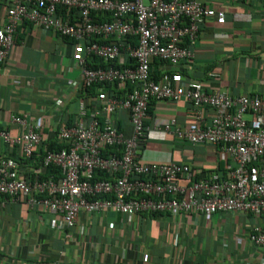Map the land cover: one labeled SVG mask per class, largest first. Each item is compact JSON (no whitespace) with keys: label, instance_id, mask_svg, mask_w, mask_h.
<instances>
[{"label":"built area","instance_id":"2783aa9c","mask_svg":"<svg viewBox=\"0 0 264 264\" xmlns=\"http://www.w3.org/2000/svg\"><path fill=\"white\" fill-rule=\"evenodd\" d=\"M8 1L0 27V63L24 22L55 31L74 42L82 98L70 122L57 129L64 146L46 150L43 158L44 167H59L62 175L40 179L43 166L29 168L28 175L17 158L1 157L0 208L25 201L39 213L59 215L64 229L75 228L82 211L173 218L198 213L208 222L227 212L264 215V95L211 91L181 71L195 57L192 46L203 25L208 19L224 24L225 10L200 0ZM93 13L111 19L96 20ZM95 37L111 42L93 41ZM95 58L109 66L90 67ZM155 59L164 65L157 77ZM94 84H101L97 92L87 93ZM161 100L190 103L191 124L180 126L172 118L164 122L165 129L193 146H214L224 171L218 167L199 173L189 162L143 160L151 131L146 125L149 108ZM121 111L129 114L130 136L117 124ZM10 123L22 131L12 135L0 128V141L31 158L43 142L41 122L26 113L12 115ZM107 146H116L119 153L104 156ZM99 172L111 177L95 179ZM248 241L264 251V222L251 225Z\"/></svg>","mask_w":264,"mask_h":264},{"label":"crops","instance_id":"0c3cea01","mask_svg":"<svg viewBox=\"0 0 264 264\" xmlns=\"http://www.w3.org/2000/svg\"><path fill=\"white\" fill-rule=\"evenodd\" d=\"M226 11V22L208 19L192 50L195 57L181 68L184 76L231 95H264V0H200ZM8 0H0V27ZM74 42L29 22L16 32L15 45L0 63V128L12 135L22 129L12 115L30 114L41 122L43 142L57 139L82 98L80 69L72 58ZM190 103L161 100L149 113L150 132L142 158L147 162H189L199 173L224 165L212 145H191L165 129V121L191 124ZM117 124L132 133L129 114ZM12 156L25 173L19 148L0 141V158ZM29 208L25 201L0 208V264H264V251L248 241L263 216L227 212L206 221L198 213H141L133 216L104 210L82 211L75 228L64 229L59 215Z\"/></svg>","mask_w":264,"mask_h":264},{"label":"trees","instance_id":"16d2710c","mask_svg":"<svg viewBox=\"0 0 264 264\" xmlns=\"http://www.w3.org/2000/svg\"><path fill=\"white\" fill-rule=\"evenodd\" d=\"M93 17L96 20H100V21L110 20L111 19L110 15H108V14L103 16L102 14L93 13ZM93 41H98V42H101V43H109V42H111V40H103L101 38H96V37L93 39ZM162 65H163L162 62L160 60H157V59H155L152 62V68H154L153 76L157 77V76L160 75L161 72H160L159 68ZM89 66L93 67V68H96V67H99V66H101L103 68H106V67L109 66V63L104 62L102 59L95 58V60L93 62H89ZM166 71H169V70L166 69ZM170 71H171V69H170ZM100 85L101 84H94L91 87L87 88V93H90V94L96 93L97 92V88ZM107 86H108V88H111L112 84L111 85H107ZM151 109H152V106L149 108V113L151 112ZM146 125H149L148 120L146 121ZM63 146H64V144L61 143L58 139H50V140H48L45 143L42 142V144L39 146L38 150H36L34 152L33 156L31 158H24V161L28 162L30 164L32 163L31 168L32 167H36V168L42 167L43 166V158H44V155L46 153V150H53V149L57 150V149H61ZM114 153H119L117 151V147L116 146H107L103 150V155L104 156H109V155H112ZM219 169L224 171L225 164L223 166L219 167ZM28 173H26V174H28ZM31 175H33V173L30 174V176ZM52 175L54 177H56V178L59 177L60 175H62L60 168L56 167V166H53V165L48 166V167H44V168H42V172L40 174H38L37 177L40 178V179H47V178H49ZM110 177H111V175L106 173V172H99V173L95 174V179L110 178Z\"/></svg>","mask_w":264,"mask_h":264},{"label":"rangeland","instance_id":"374dc122","mask_svg":"<svg viewBox=\"0 0 264 264\" xmlns=\"http://www.w3.org/2000/svg\"><path fill=\"white\" fill-rule=\"evenodd\" d=\"M210 222V221H209Z\"/></svg>","mask_w":264,"mask_h":264}]
</instances>
